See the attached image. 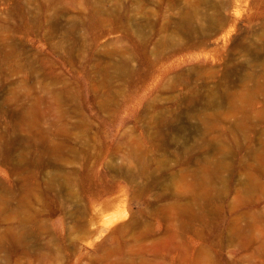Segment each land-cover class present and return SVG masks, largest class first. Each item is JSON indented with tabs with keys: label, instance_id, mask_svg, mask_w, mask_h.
<instances>
[{
	"label": "rangeland",
	"instance_id": "rangeland-1",
	"mask_svg": "<svg viewBox=\"0 0 264 264\" xmlns=\"http://www.w3.org/2000/svg\"><path fill=\"white\" fill-rule=\"evenodd\" d=\"M0 264H264V0H0Z\"/></svg>",
	"mask_w": 264,
	"mask_h": 264
}]
</instances>
